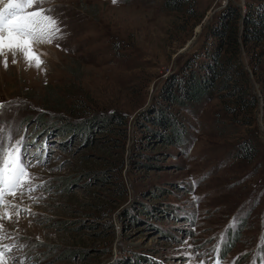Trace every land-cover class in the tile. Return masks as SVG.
Listing matches in <instances>:
<instances>
[{"label": "rangeland", "instance_id": "obj_1", "mask_svg": "<svg viewBox=\"0 0 264 264\" xmlns=\"http://www.w3.org/2000/svg\"><path fill=\"white\" fill-rule=\"evenodd\" d=\"M195 1L46 0L61 31L34 44L41 67L0 62L5 142L11 129L44 160L38 200L6 198L25 210L3 221L4 264H211L219 244L220 264H264V38L238 19L226 79L222 3ZM242 2L261 0L226 6Z\"/></svg>", "mask_w": 264, "mask_h": 264}, {"label": "snow or ice", "instance_id": "obj_2", "mask_svg": "<svg viewBox=\"0 0 264 264\" xmlns=\"http://www.w3.org/2000/svg\"><path fill=\"white\" fill-rule=\"evenodd\" d=\"M45 2L46 0H7V3L0 8V57L3 58L0 62L5 68L8 67L9 54L14 64L18 62V57H22L28 66L40 68L43 61L39 54L35 53L33 45L50 44L59 38L57 35L61 31L59 21L51 15L54 9L42 7ZM3 107L4 105H0V109ZM4 131V128L0 127V205H6L4 215L0 216V232L5 229L3 221L10 222L12 219L13 213L9 212V208L16 209L14 215L17 221L20 218V212L25 210L20 207V204H11L6 201V196L11 195L15 199L17 196L22 198L27 193L34 202L38 200L30 194L38 187H43V182L35 184L36 176L28 170L44 163L43 159L38 158L39 149L35 153L29 151L25 137L15 139L12 130L9 129L7 142H5ZM27 211L31 210L27 209ZM3 238L0 236V240ZM12 247L14 245L0 244L2 249L0 264H4L3 257L6 252L11 251ZM11 259L15 261L16 258L11 257ZM216 264H220V261L217 260Z\"/></svg>", "mask_w": 264, "mask_h": 264}, {"label": "trees", "instance_id": "obj_3", "mask_svg": "<svg viewBox=\"0 0 264 264\" xmlns=\"http://www.w3.org/2000/svg\"><path fill=\"white\" fill-rule=\"evenodd\" d=\"M195 0H163V6L170 11H189L192 14H195ZM219 17L218 21L220 22L221 30L216 31L214 34L217 35L218 44L220 50H218V46L213 49V66L215 70L220 72L226 79L231 78V74L233 75L232 69L236 68L231 65L232 63H227V60L223 58L221 55L222 48L229 44L231 45V51L235 54L238 53V43L237 39L239 38L238 34V25L237 21L241 17L244 20V38L248 40L262 42L264 38V0H261V3L248 6L245 9L244 13H239V8L237 4L227 5L226 7L220 9L219 13L216 15ZM207 70V69H206ZM210 83L206 84L201 82L200 85H195L194 87L185 88L183 87V91L185 97L189 99L196 100L198 96L203 97L208 93L210 89ZM187 100V98H185Z\"/></svg>", "mask_w": 264, "mask_h": 264}, {"label": "built area", "instance_id": "obj_4", "mask_svg": "<svg viewBox=\"0 0 264 264\" xmlns=\"http://www.w3.org/2000/svg\"><path fill=\"white\" fill-rule=\"evenodd\" d=\"M228 1H230V0H220V3H222V7H220L219 9L224 8L226 6V4L228 3ZM237 7L240 9L241 13H244L245 5L243 2L240 4H237Z\"/></svg>", "mask_w": 264, "mask_h": 264}, {"label": "bare ground", "instance_id": "obj_5", "mask_svg": "<svg viewBox=\"0 0 264 264\" xmlns=\"http://www.w3.org/2000/svg\"><path fill=\"white\" fill-rule=\"evenodd\" d=\"M2 2H3V0H2ZM2 2H0V4H2V6H4L5 2H4V3H2ZM36 45H39V44H36ZM36 45H33V48H34V46H36Z\"/></svg>", "mask_w": 264, "mask_h": 264}]
</instances>
